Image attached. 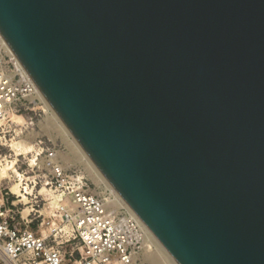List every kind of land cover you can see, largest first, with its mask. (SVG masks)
Returning a JSON list of instances; mask_svg holds the SVG:
<instances>
[{"label": "water", "instance_id": "1", "mask_svg": "<svg viewBox=\"0 0 264 264\" xmlns=\"http://www.w3.org/2000/svg\"><path fill=\"white\" fill-rule=\"evenodd\" d=\"M0 34L178 264H264V0H0Z\"/></svg>", "mask_w": 264, "mask_h": 264}, {"label": "built area", "instance_id": "2", "mask_svg": "<svg viewBox=\"0 0 264 264\" xmlns=\"http://www.w3.org/2000/svg\"><path fill=\"white\" fill-rule=\"evenodd\" d=\"M11 52L0 34V159L2 149L17 138L9 128L19 105H33L37 96L31 77L19 70ZM49 161L44 185L52 202L49 207L44 204V210L53 209V214L41 224L39 206L31 204L21 211L17 202L23 198L30 205L29 185L23 188L25 195L20 190L16 198L11 191L0 190V264H139L143 253L152 250L153 233L141 220L94 193L82 176ZM2 167L0 163V188L3 179L10 180L2 175ZM36 223L49 233L35 231Z\"/></svg>", "mask_w": 264, "mask_h": 264}, {"label": "rangeland", "instance_id": "3", "mask_svg": "<svg viewBox=\"0 0 264 264\" xmlns=\"http://www.w3.org/2000/svg\"><path fill=\"white\" fill-rule=\"evenodd\" d=\"M39 102L40 100L36 101L33 105H19V113L14 117L13 122L10 123L9 129L11 132L17 134V138L13 142H8L7 147L2 149V159H0V163L3 169L6 167H13V171L10 173L8 172L7 176L10 177V180L4 181L5 179H3L2 188H0V190L7 189V191H11L15 194L12 195L13 198H16L19 194L13 191L14 186L20 185L22 187L20 189L21 195H25L23 188L29 185L27 192L31 195V197H29V201L31 202L30 205H26V201H23V198H19L17 202H19L18 204L21 211L30 208L31 204H34L36 207L39 206L36 209L42 213V217L38 221L39 224H41L45 217L48 218L53 214V209H48L46 212L44 210V204L49 207L52 202L46 194L48 191L45 189L46 187L44 185L50 175L48 161L51 153L55 156L51 158L49 164L65 166L67 163L64 162L62 157L70 158L73 161V163H70L72 167L66 168V170L82 176L94 193L103 196L104 194L96 186L91 177H89V174L86 173V168L75 161L72 149L62 137L60 131L55 128H50L49 130L45 129L47 125V116L42 110V105ZM20 141L33 143L35 148L31 152L17 153L13 145ZM53 223L57 222L53 219ZM37 225L36 223L34 227L35 231H39V233L40 231L43 232L44 236L49 233L47 228H41V230H39ZM139 264H141V262Z\"/></svg>", "mask_w": 264, "mask_h": 264}, {"label": "bare ground", "instance_id": "4", "mask_svg": "<svg viewBox=\"0 0 264 264\" xmlns=\"http://www.w3.org/2000/svg\"><path fill=\"white\" fill-rule=\"evenodd\" d=\"M5 44L7 42L5 41ZM11 57H15L17 67L24 74L27 75L28 72L16 57L14 52L9 53ZM29 75V74H28ZM30 76V75H29ZM32 80V84L36 90V98L34 101H39L42 105V110L45 112L47 116V125L45 129L55 128L58 129L62 135V137L67 141L69 146L72 149L75 161L86 168V173L89 174V177L93 180L96 186L103 192L104 197L111 203V206L115 207L117 210H124L127 214L132 215L140 220V218L135 214V212L129 207V205L124 201V199L119 195V193L114 189V187L110 184L104 174L100 171L97 165L93 162L90 156L85 152L70 130L66 127V125L62 122L60 117L57 115L55 110L52 108L50 103L47 101L45 96L42 94L38 86ZM13 148L17 153L19 152H31L35 148L33 143H29L27 141H20L13 145ZM22 154V153H21ZM28 154V153H27ZM30 154V153H29ZM64 162L67 164L58 165L63 168H71L70 163L73 161L68 157H62ZM13 168V167H12ZM10 167H6L3 169L2 175L6 177L8 175V170ZM20 185H16L13 188L15 193H20ZM17 195V194H16ZM150 231V230H149ZM152 234V232H151ZM153 235V234H152ZM152 250H146L141 256V264H178L175 259L167 252V250L161 245V243L154 236L152 241Z\"/></svg>", "mask_w": 264, "mask_h": 264}]
</instances>
